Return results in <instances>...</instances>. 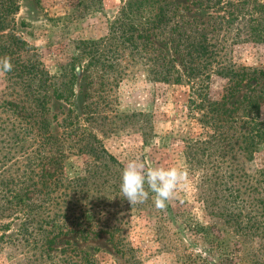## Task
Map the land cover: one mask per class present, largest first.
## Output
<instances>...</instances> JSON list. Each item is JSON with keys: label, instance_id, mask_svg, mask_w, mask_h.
<instances>
[{"label": "rangeland", "instance_id": "374dc122", "mask_svg": "<svg viewBox=\"0 0 264 264\" xmlns=\"http://www.w3.org/2000/svg\"><path fill=\"white\" fill-rule=\"evenodd\" d=\"M16 1L18 12L8 29L0 33V38L14 35L22 42L12 57L13 67L24 64L33 72L59 77L68 71L78 42L98 41L108 35L110 23L126 0ZM232 41L231 36L224 42V61L264 67V44ZM119 69L116 67L117 72ZM75 72L78 78L72 103L53 100L49 104L51 116L56 115L51 126L54 135H60L62 127L58 123L72 109L77 116L74 126L94 138L85 136L82 151L72 149L76 153L64 162L65 177L72 181V202L67 205V212L71 218L84 213L97 226L96 231L104 226L109 232L99 231L96 238L89 240L72 233L60 237L56 247L86 253L92 264H264L263 238L248 242L245 248L236 243L237 236L246 230H239L230 215L236 214L232 195L239 182L232 131L227 130L224 141L211 140L204 145L213 131L206 127V103H189L191 84L185 80L182 84L156 82L140 63L125 68L114 82L117 72H102L104 80L91 81L82 79L81 69L76 68ZM210 74L208 97L217 100L224 80ZM19 82L12 75L0 73V121L13 117L1 111L6 102L25 101V85ZM38 85L33 82L34 91H38ZM71 137L72 145L82 139L81 132H74ZM95 146L104 148L120 167L111 164L109 169L94 170ZM9 148L0 144V188L15 184L12 176L17 178L23 171L22 160H12L13 150ZM133 158L149 166L187 170L186 182L167 202L166 210L156 209L152 193L143 204L130 205L123 198L119 189L121 170ZM263 166L264 147L259 148L252 161L242 164L247 173ZM240 199L245 214L246 196ZM242 220L246 222L245 216ZM197 230L201 239L194 235ZM258 233L264 234L261 229ZM21 250L20 246L5 245L0 250V264H29ZM240 255L243 259L238 261ZM36 263L39 262H33Z\"/></svg>", "mask_w": 264, "mask_h": 264}, {"label": "trees", "instance_id": "16d2710c", "mask_svg": "<svg viewBox=\"0 0 264 264\" xmlns=\"http://www.w3.org/2000/svg\"><path fill=\"white\" fill-rule=\"evenodd\" d=\"M18 9L16 0H0V33L8 29ZM231 36L232 42L264 44V0H126L110 23L108 35L98 41L78 42L68 71L59 77L33 72L24 64L13 67L16 72L7 75L24 83L25 101H8L2 106V113L14 118L0 121V144L13 150L12 160H22L23 171L17 178L12 176L11 182L16 183L9 185L11 188H0V250L8 244L20 246L29 264H92L86 253L56 247L62 236L73 233L89 240L96 238L99 231L109 230L102 226L96 231L97 226L84 213L73 218L68 215L72 181L65 177L64 162L82 151L81 143L87 134L74 126L77 116L70 109L58 123L62 132L54 135L51 126L56 115L51 116L49 104L53 100L72 103L78 78L76 68L84 74L82 79L91 81L104 80L102 72H117L118 67L117 75L109 76L114 82L132 63L142 64L156 82L182 84L185 80L191 84L189 103H206V127L213 131L204 145L211 140L222 142L228 136L227 130L232 131L239 182L232 195L236 214L230 215L239 230H246L237 236L236 243L245 248L248 242L264 239V234L258 233L259 229L264 233V166L252 173L242 168L244 161H252L259 148L264 147V67L224 61V42ZM18 44L22 42L14 35L1 36L0 56H9L12 63ZM117 62L127 66L121 67ZM210 73L224 80L217 100L208 97ZM34 81L39 84L38 91L33 89ZM74 132H81L82 139L72 145ZM94 149V170L109 169L111 164L119 166L104 148ZM243 195L245 214L240 199ZM11 231L14 233L9 234ZM194 235L202 237L199 230ZM242 259L237 256L238 261Z\"/></svg>", "mask_w": 264, "mask_h": 264}, {"label": "clouds", "instance_id": "9594fccd", "mask_svg": "<svg viewBox=\"0 0 264 264\" xmlns=\"http://www.w3.org/2000/svg\"><path fill=\"white\" fill-rule=\"evenodd\" d=\"M12 70L11 58L7 55L0 56V73L6 74ZM186 180L187 170L184 168L149 166L139 158H133L121 170L119 189L130 205L145 203L152 193L156 209L163 211Z\"/></svg>", "mask_w": 264, "mask_h": 264}]
</instances>
